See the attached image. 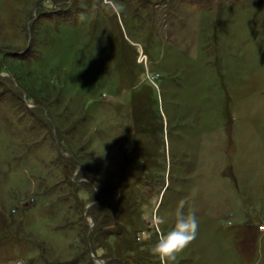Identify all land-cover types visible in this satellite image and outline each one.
Masks as SVG:
<instances>
[{"label":"rangeland","instance_id":"374dc122","mask_svg":"<svg viewBox=\"0 0 264 264\" xmlns=\"http://www.w3.org/2000/svg\"><path fill=\"white\" fill-rule=\"evenodd\" d=\"M181 204L174 264H264V0H0V264H159Z\"/></svg>","mask_w":264,"mask_h":264},{"label":"clouds","instance_id":"9594fccd","mask_svg":"<svg viewBox=\"0 0 264 264\" xmlns=\"http://www.w3.org/2000/svg\"><path fill=\"white\" fill-rule=\"evenodd\" d=\"M154 223L159 225L165 221L163 217L155 216ZM198 228L199 221L195 212H185L183 204L178 206L175 211L174 226L166 233L161 231L151 248L159 264H174L176 258L195 240Z\"/></svg>","mask_w":264,"mask_h":264},{"label":"water","instance_id":"95a60500","mask_svg":"<svg viewBox=\"0 0 264 264\" xmlns=\"http://www.w3.org/2000/svg\"><path fill=\"white\" fill-rule=\"evenodd\" d=\"M87 207H88V206H87ZM87 207H86V208H87ZM86 208H85V209H86Z\"/></svg>","mask_w":264,"mask_h":264}]
</instances>
